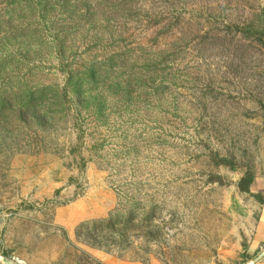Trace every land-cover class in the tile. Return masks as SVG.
I'll return each mask as SVG.
<instances>
[{"label":"rangeland","instance_id":"1","mask_svg":"<svg viewBox=\"0 0 264 264\" xmlns=\"http://www.w3.org/2000/svg\"><path fill=\"white\" fill-rule=\"evenodd\" d=\"M260 179L264 0H0L3 257L242 264Z\"/></svg>","mask_w":264,"mask_h":264},{"label":"crops","instance_id":"2","mask_svg":"<svg viewBox=\"0 0 264 264\" xmlns=\"http://www.w3.org/2000/svg\"><path fill=\"white\" fill-rule=\"evenodd\" d=\"M260 180L263 184L260 189L264 191V179ZM262 198L264 199V196ZM257 208L258 214L253 219V223L250 224V235L247 236L246 242L242 244L241 256L244 258L242 264L249 262L264 250V205L259 203ZM0 264L2 263L0 262ZM256 264H264V258Z\"/></svg>","mask_w":264,"mask_h":264},{"label":"water","instance_id":"3","mask_svg":"<svg viewBox=\"0 0 264 264\" xmlns=\"http://www.w3.org/2000/svg\"><path fill=\"white\" fill-rule=\"evenodd\" d=\"M263 258H264V250L262 252H260V254H258L255 258H253L252 260H250L249 262H247L245 264H256L257 262H259ZM0 262L2 264H14L11 260L3 257L1 254H0Z\"/></svg>","mask_w":264,"mask_h":264},{"label":"trees","instance_id":"4","mask_svg":"<svg viewBox=\"0 0 264 264\" xmlns=\"http://www.w3.org/2000/svg\"><path fill=\"white\" fill-rule=\"evenodd\" d=\"M244 182V180H241V184ZM240 190L243 192V193H248L249 192V188H240ZM257 202H259L260 204L264 205V199L262 197H257Z\"/></svg>","mask_w":264,"mask_h":264},{"label":"built area","instance_id":"5","mask_svg":"<svg viewBox=\"0 0 264 264\" xmlns=\"http://www.w3.org/2000/svg\"><path fill=\"white\" fill-rule=\"evenodd\" d=\"M14 264H22V262H19V261H17V260H13L12 261Z\"/></svg>","mask_w":264,"mask_h":264}]
</instances>
